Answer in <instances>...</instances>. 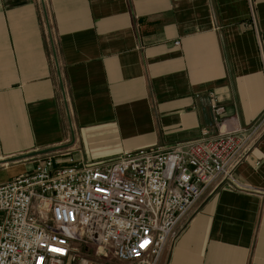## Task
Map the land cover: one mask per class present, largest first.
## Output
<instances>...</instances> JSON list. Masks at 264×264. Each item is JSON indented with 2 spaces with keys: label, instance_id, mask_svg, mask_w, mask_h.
<instances>
[{
  "label": "crops",
  "instance_id": "obj_1",
  "mask_svg": "<svg viewBox=\"0 0 264 264\" xmlns=\"http://www.w3.org/2000/svg\"><path fill=\"white\" fill-rule=\"evenodd\" d=\"M263 118L264 0H0V185L49 153L95 165ZM257 138L244 188L214 185L160 264H264Z\"/></svg>",
  "mask_w": 264,
  "mask_h": 264
},
{
  "label": "built area",
  "instance_id": "obj_2",
  "mask_svg": "<svg viewBox=\"0 0 264 264\" xmlns=\"http://www.w3.org/2000/svg\"><path fill=\"white\" fill-rule=\"evenodd\" d=\"M223 110L213 106L217 123ZM263 124L126 150L95 165L44 155L31 172L0 185V264H112L90 249L78 256L75 241L110 247L121 264H159L214 185L238 187L235 168Z\"/></svg>",
  "mask_w": 264,
  "mask_h": 264
},
{
  "label": "rangeland",
  "instance_id": "obj_3",
  "mask_svg": "<svg viewBox=\"0 0 264 264\" xmlns=\"http://www.w3.org/2000/svg\"><path fill=\"white\" fill-rule=\"evenodd\" d=\"M235 183H237V181H235ZM237 184H238L237 188H239V189H243L244 188L239 183H237ZM227 185H229V184L227 183ZM230 187H234V186H230ZM72 247L74 248V253L78 254V256H80V255L85 256L86 253H87V250L90 249V251L93 253V259H96L99 262H109V263H112V264H121L120 262H118L113 257V251H112V249L110 247H103V248L100 249L98 247H94L93 245H85V244H82V243L80 244L77 241H75L73 243ZM98 251H100V254H99L100 256H96V253ZM160 262H161V260L159 261V264H160ZM67 264H72V263L69 261ZM74 264H78V263L75 262Z\"/></svg>",
  "mask_w": 264,
  "mask_h": 264
},
{
  "label": "snow or ice",
  "instance_id": "obj_4",
  "mask_svg": "<svg viewBox=\"0 0 264 264\" xmlns=\"http://www.w3.org/2000/svg\"><path fill=\"white\" fill-rule=\"evenodd\" d=\"M53 251H58V249H53ZM41 264H42V262H41Z\"/></svg>",
  "mask_w": 264,
  "mask_h": 264
}]
</instances>
